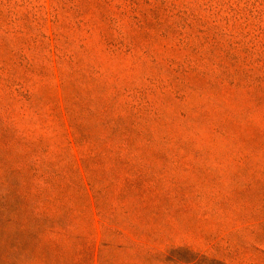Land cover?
Returning <instances> with one entry per match:
<instances>
[{"label": "rangeland", "instance_id": "374dc122", "mask_svg": "<svg viewBox=\"0 0 264 264\" xmlns=\"http://www.w3.org/2000/svg\"><path fill=\"white\" fill-rule=\"evenodd\" d=\"M0 264H264V0H0Z\"/></svg>", "mask_w": 264, "mask_h": 264}]
</instances>
